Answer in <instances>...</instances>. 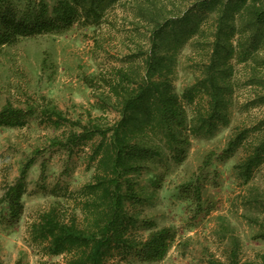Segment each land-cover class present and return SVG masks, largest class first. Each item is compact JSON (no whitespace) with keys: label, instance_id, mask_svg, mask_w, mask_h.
Returning <instances> with one entry per match:
<instances>
[{"label":"trees","instance_id":"trees-1","mask_svg":"<svg viewBox=\"0 0 264 264\" xmlns=\"http://www.w3.org/2000/svg\"><path fill=\"white\" fill-rule=\"evenodd\" d=\"M122 1L0 0V49L27 38L61 34L77 24L99 26ZM191 1L180 14L175 0L136 2L138 17L148 24L149 46H138L128 56L127 66L100 74L106 88L101 96L120 116L115 124L72 121L55 105L43 110L54 126L66 122L81 129L71 131L65 140L55 138L50 142L53 146L73 152L95 136L100 141L89 156L92 178L68 196L54 190L51 207L31 225L33 242L40 245L44 256L52 258L41 264H56L53 258L59 256L64 257V264H121L113 259L129 255L141 264L163 260L177 232L171 227L158 228L137 210L155 198L163 179L158 172L161 164L181 166L193 139H213L231 125L237 64L248 70L247 84L260 89L251 104L264 105V0ZM188 46L205 53L201 54L204 59L196 62L198 74L194 72L188 85L178 90L174 83L178 60ZM36 113L34 107L7 102L0 111V128L23 127ZM242 148L246 153L234 163V175L249 186L264 165V117L251 127L237 128L220 153L206 155L203 168L214 159L232 160ZM35 161L29 157L22 163L19 179L3 197V219L12 225L24 213L27 176ZM144 174L146 182L140 179ZM203 189L199 178L179 188V197L196 204L197 216L210 211L204 205ZM255 190L250 186L251 192ZM243 197L244 206L257 205L263 193L257 189ZM219 221L220 229L230 235V261L210 257L209 264H264V252L255 260L240 261V238L232 233L225 216H219ZM250 222L259 225L257 239L264 242V223L257 218ZM140 228L146 237L135 234ZM17 264H25L24 259Z\"/></svg>","mask_w":264,"mask_h":264},{"label":"rangeland","instance_id":"rangeland-1","mask_svg":"<svg viewBox=\"0 0 264 264\" xmlns=\"http://www.w3.org/2000/svg\"><path fill=\"white\" fill-rule=\"evenodd\" d=\"M138 1L124 0L117 4L99 26L77 24L61 34L27 38L0 49V111L7 102L22 108L34 107L37 111L23 127L0 128V264H17L20 259L25 264H41L52 259L44 256L40 245L33 242L31 225L51 207L56 198L54 190L68 196L92 178L94 167L89 156L100 138L95 136L73 152L53 146L50 142L55 138L65 140L71 131L81 129L66 122L58 128L42 112L55 105L65 117L81 120L83 124L95 119L112 126L119 120L117 110L101 96L106 88L100 74L127 66L128 56L138 46H149L148 24L138 17ZM175 1L178 14L192 4L191 0ZM201 54L205 53H196L191 46L180 54L174 78L178 90L188 85L194 72L198 74L196 62L204 59ZM247 74L248 70L237 64L231 125L213 139H193L188 159L181 166L161 164L158 172L163 179L155 198L137 208L143 216L153 219L158 228L171 227L177 232L166 257L152 264H209L210 257L228 263L232 244L230 235L220 229L221 215L232 226V233L240 238V261L255 260L264 252V242L257 239L259 225L250 222V218L252 221L257 218L264 223V165L249 186L240 183L233 169L234 163L246 153L243 148L232 160L214 159L209 167L203 168L206 155L211 151L220 153L237 128L251 127L264 117V105L251 104L260 89L247 84ZM255 136L253 133L252 138ZM29 157L36 161L27 176L24 213L12 225L3 219L2 200L7 188L19 179L20 167ZM197 178L204 186L205 208L210 210L198 216L196 204L178 196L183 182ZM140 179L146 182L148 176L144 174ZM250 186L256 190L251 192ZM257 189L263 193L261 202L244 206L243 196L248 197ZM135 234L147 236L142 228ZM116 260L121 264H141L134 255L113 259ZM52 262L64 264L65 259L59 256Z\"/></svg>","mask_w":264,"mask_h":264}]
</instances>
